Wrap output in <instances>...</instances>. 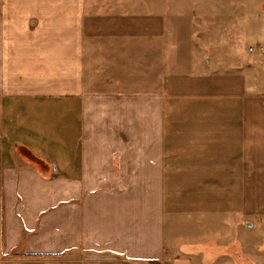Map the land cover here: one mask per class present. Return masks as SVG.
<instances>
[{
    "label": "crops",
    "instance_id": "1",
    "mask_svg": "<svg viewBox=\"0 0 264 264\" xmlns=\"http://www.w3.org/2000/svg\"><path fill=\"white\" fill-rule=\"evenodd\" d=\"M146 9L0 0V264H242L220 243L226 220L224 235L210 232V209L187 221L186 241L166 242L164 118L170 101L218 105L188 119L190 135L208 146L197 153L214 154L202 168L225 167L235 146L240 211L258 224L264 98L246 91L243 72L163 71L162 55L147 51L166 21ZM215 137L225 148L211 149ZM258 247L249 264H264Z\"/></svg>",
    "mask_w": 264,
    "mask_h": 264
},
{
    "label": "rangeland",
    "instance_id": "2",
    "mask_svg": "<svg viewBox=\"0 0 264 264\" xmlns=\"http://www.w3.org/2000/svg\"><path fill=\"white\" fill-rule=\"evenodd\" d=\"M135 1H145L146 11L160 13L166 21L164 37L159 43L152 41L151 50L147 51V54L156 51L157 56L162 55L163 71H170L169 66L174 68L178 64L181 67L177 71L186 73L200 70L212 73L243 72L252 85L246 91L252 90L251 93L264 98V0ZM147 60H151L150 57ZM204 61H208L210 66L201 69L199 63L204 64ZM169 104L164 118L167 126L164 169L166 242H174L177 238L186 241V235L193 234L188 223L194 213L198 209H210L211 213L207 214L211 215L207 216L212 226L210 232H214L218 226L217 230L224 235L218 224L223 225L226 220V241L220 238V243L226 242L224 249L228 258L233 261L237 258L240 263L249 264L250 255L255 254L252 244L256 247L259 243L257 251L264 260V221L257 224L256 218L242 216L247 206L245 201L240 200V186L234 184L235 146L228 144L225 167L202 168L201 164L214 158V154L209 151L197 153V148L208 146L203 145V140V144H194V135H190L192 129L189 128L188 119L195 121L193 117H200L201 114L217 113L218 105L201 106L198 103L192 106L175 101ZM233 136L231 133V139ZM216 137L211 142V149L225 148L219 141L220 137ZM213 162L209 163L211 167ZM202 178H205L203 184ZM241 205L243 213L240 211ZM224 212H227L226 217ZM211 235L216 237L218 233ZM214 243L216 250L219 243ZM192 257L193 262L189 264H200V258Z\"/></svg>",
    "mask_w": 264,
    "mask_h": 264
},
{
    "label": "trees",
    "instance_id": "3",
    "mask_svg": "<svg viewBox=\"0 0 264 264\" xmlns=\"http://www.w3.org/2000/svg\"><path fill=\"white\" fill-rule=\"evenodd\" d=\"M22 153V152H21ZM149 264H157V263H149Z\"/></svg>",
    "mask_w": 264,
    "mask_h": 264
}]
</instances>
